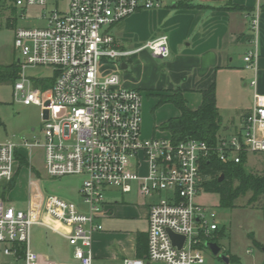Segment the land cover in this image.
Wrapping results in <instances>:
<instances>
[{"label":"built area","instance_id":"2783aa9c","mask_svg":"<svg viewBox=\"0 0 264 264\" xmlns=\"http://www.w3.org/2000/svg\"><path fill=\"white\" fill-rule=\"evenodd\" d=\"M66 2L64 7L59 3ZM167 0H4V7L24 18L29 7L43 8V25L17 27L14 46L19 53L21 75L14 83L20 103L43 110L41 136L0 143V183L15 178L20 157L31 159L32 150L43 148L49 176L79 175V194L86 210L64 198L40 192L29 194L26 207L0 198V249L7 255L23 250L25 264H97L94 235L111 215L105 193L113 187L122 193L137 191L150 197L144 203L148 218V255L119 263L206 264L199 247L200 229L210 235L218 228L216 211L196 202L210 177L203 163L212 153L224 161L241 162L242 154H264V95L255 92L254 105L242 126L231 135H221L216 146L190 138L174 143L169 135H142L143 96L122 84L121 76L109 70L110 61L130 57L141 50L167 58L169 36L160 35L128 49L113 32L115 26L141 11L162 6ZM261 0L252 19L255 48L246 53V67L258 71L257 38ZM126 62L123 61L122 64ZM52 70L49 79L28 76L29 68ZM256 87L257 79L251 82ZM32 172V169H30ZM33 174V172H32ZM30 178V184H33ZM67 228L60 230L50 223ZM35 226H46L66 238L73 259L58 263L32 248ZM173 233L185 236L182 247Z\"/></svg>","mask_w":264,"mask_h":264},{"label":"crops","instance_id":"0c3cea01","mask_svg":"<svg viewBox=\"0 0 264 264\" xmlns=\"http://www.w3.org/2000/svg\"><path fill=\"white\" fill-rule=\"evenodd\" d=\"M256 9L257 0H167L158 8L132 14L125 21L127 28L123 32L124 36L122 38L116 36L121 44L128 49H135L151 39L167 34L171 54L158 62L157 58L161 57L154 56L150 50L133 53L131 57L135 61V69L133 73L127 75L129 82L123 85L138 90L150 89L149 94L157 97L156 104L163 95L172 94L180 88L189 107L197 109L203 100L202 91L215 84L217 104L222 117L221 135H225L226 128L233 134L242 126L245 117L251 111L255 92L264 95V0H261L257 34L258 71L247 68L244 60L246 53L255 48V33L253 34L251 29ZM133 38L140 42H133ZM128 67L127 64V68L123 69ZM249 72L251 77H248ZM254 78L257 79L256 87L251 84ZM249 87L253 95L251 94L250 101L243 104L241 99L235 98L237 96L235 94L239 93L241 88ZM221 95L225 96L227 104H223V107L220 105ZM232 102H236L234 111L228 106ZM158 107L156 125L180 115V110L173 103L165 102ZM236 119L239 121L238 124ZM157 130L160 129L156 128ZM160 131L162 134L165 132ZM33 182L35 183L34 180ZM11 193L7 199L9 202H13L10 198ZM109 208L111 215L101 220L104 229L94 235L92 249L95 263H119L126 258L147 260L148 238L147 241L144 239L143 246H140L144 249L143 257H139L138 253L139 236L142 233L148 235L147 210L144 215L146 229L124 232L112 228L110 221L116 217L115 212L127 211L130 208L120 201L111 200ZM50 223L60 230L67 231L66 227L53 220ZM39 227L64 239L66 255L61 254L59 259H55L51 253L34 250L58 263L72 261L73 247L69 241L46 226ZM0 255H2L0 264H6L5 257L8 258L10 255L1 249ZM10 257L16 264H25L23 252L20 253V250L17 255Z\"/></svg>","mask_w":264,"mask_h":264},{"label":"rangeland","instance_id":"374dc122","mask_svg":"<svg viewBox=\"0 0 264 264\" xmlns=\"http://www.w3.org/2000/svg\"><path fill=\"white\" fill-rule=\"evenodd\" d=\"M3 1L4 0H0V65L10 67L19 57V53L14 46L16 28H33L43 25V8L40 6L29 7L24 18H22L19 12L6 9L3 5ZM59 5L60 7H64L66 2L61 1ZM126 19L118 23L116 28L113 29V32L116 33V36L119 38L124 36L123 32L127 28L125 24ZM251 31L253 34L255 33L254 29H251ZM133 39V42H140V40L135 41V38ZM123 61H126L129 65L128 69L122 68ZM157 61L161 62L163 58H157ZM110 63L109 70L121 76L122 84L129 82V76L127 75L133 73L135 69V61L132 57L112 60ZM26 74L28 76L37 77L38 79H49L45 87H52L53 82H50V79L53 78L52 70L44 67L29 68ZM20 75L21 71L19 70V77ZM251 76L250 74L248 77ZM140 91L143 96V137L150 138L152 136L166 135V132L162 134L160 130L156 131L158 125L155 124V120L158 116L157 109L160 105L159 103H155L157 97L150 95V89L143 88ZM251 94V87L247 89L241 88L240 92L235 94L237 95L235 98L241 99V103L246 104L251 100ZM220 99V105L223 107V104H226L225 96L221 95ZM228 106L231 111H234L233 109L236 107V102H232L228 104ZM235 121L237 124L239 123L238 119ZM42 125V108L35 104L26 105L18 102L14 95V82L11 79L0 81V143H6L12 139L16 141L22 139L32 140L35 136H41ZM224 134L229 135L231 132L226 128ZM29 164V166L19 164L16 177V188L10 196L15 204L24 208L27 205L29 194L35 195V192H40L45 197L54 195L73 201L78 203L82 210H86L78 192L82 182L81 176L70 175L58 178L49 176L45 166L44 150L40 147H36L32 150ZM246 166L254 173L263 174V154L249 153ZM30 169L33 170V174ZM30 178H32L36 184H30ZM105 195L109 200L120 201L127 205V208H130V210L127 211L122 210L115 212L114 215L116 217L110 221V226L112 228L124 232H133L136 229L147 228L144 218L147 208L143 206V204L149 202L150 197H145L137 191L122 193L120 188L117 187L110 188ZM250 196L251 193H248L238 198L235 201L234 207H226L221 205V198L218 193L209 191L206 187H203L196 197V202L216 211L217 215L215 221L219 225L217 233L226 231V236L219 240L223 254L237 255L242 264H264V215L262 209L258 206L259 203L253 206L247 205ZM0 198L4 200L8 199V197L4 198L3 196ZM126 216L128 217L127 219L123 218ZM65 244L64 239L59 235L39 226L33 228V249L51 253L55 259H59L61 254L66 255ZM203 251L206 257V264H226L208 248H204ZM0 256L2 257V255ZM10 256L8 258L5 257L6 264H16ZM151 264L166 263L154 261Z\"/></svg>","mask_w":264,"mask_h":264},{"label":"trees","instance_id":"16d2710c","mask_svg":"<svg viewBox=\"0 0 264 264\" xmlns=\"http://www.w3.org/2000/svg\"><path fill=\"white\" fill-rule=\"evenodd\" d=\"M19 70L20 65L17 61L10 67L0 65V81L11 79L15 83L19 78ZM202 94L203 100L197 109L189 107L180 88H177L172 94L163 95L159 104L173 103L180 110V115L169 118L156 128L167 132L174 143L195 138L206 141L210 146H216L222 131V117L217 104L216 85L213 84L208 89L203 90ZM247 161V153L242 154V160L239 163L221 160L216 153H212L210 158L203 163V171L210 177L204 182V186L209 191L218 193L221 198V205L226 207H234L238 198L251 193L247 205L253 206L259 203L258 206L262 209L264 215V173L250 171L246 166ZM20 164L30 165L24 156L20 157ZM16 177L17 174L11 181L0 184V197H8L16 188ZM218 230L219 228L210 235H206L200 229L199 238L201 243L199 247L207 248L205 244L208 241H215L221 246L219 240L226 236V231L217 233ZM147 238L148 235L145 233L139 236V257H143L144 249H141V247L143 246V240L147 241ZM19 250L20 253L23 252L22 248H19ZM227 256L230 259L229 264H242L237 255L229 254ZM218 257L223 260L220 256Z\"/></svg>","mask_w":264,"mask_h":264},{"label":"water","instance_id":"95a60500","mask_svg":"<svg viewBox=\"0 0 264 264\" xmlns=\"http://www.w3.org/2000/svg\"><path fill=\"white\" fill-rule=\"evenodd\" d=\"M17 62H20V58L17 59ZM122 68H127V64L123 63ZM222 178L223 176L221 177V179ZM170 236L175 244H177L179 247H182L185 241V236L173 233L172 231H170ZM205 245L215 256H220L227 264L230 263L229 257L222 253V247L217 242L208 241ZM146 264H151V262H146Z\"/></svg>","mask_w":264,"mask_h":264}]
</instances>
